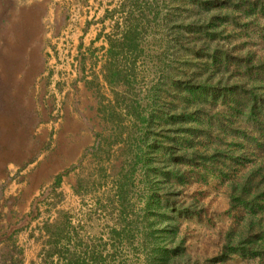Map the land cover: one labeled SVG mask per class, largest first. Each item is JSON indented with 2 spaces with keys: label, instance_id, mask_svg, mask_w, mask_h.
Listing matches in <instances>:
<instances>
[{
  "label": "rangeland",
  "instance_id": "374dc122",
  "mask_svg": "<svg viewBox=\"0 0 264 264\" xmlns=\"http://www.w3.org/2000/svg\"><path fill=\"white\" fill-rule=\"evenodd\" d=\"M258 1L128 0L115 61L69 64L71 81L55 84L73 91L58 99L49 79L54 32L27 12V0H0V264L44 263L17 235L57 192L51 245L65 264H81L98 231L100 263L88 264H264V109L254 108L256 121L249 112L253 94L264 107ZM50 7L55 13L56 0ZM61 100L86 104L92 122L111 120L91 127L104 141L75 179L79 211L60 183L69 169L44 174L57 169L58 154L54 130L40 124L56 118ZM97 203L100 225L89 219ZM64 236L83 245L64 248ZM241 238L251 242L241 247Z\"/></svg>",
  "mask_w": 264,
  "mask_h": 264
},
{
  "label": "crops",
  "instance_id": "0c3cea01",
  "mask_svg": "<svg viewBox=\"0 0 264 264\" xmlns=\"http://www.w3.org/2000/svg\"><path fill=\"white\" fill-rule=\"evenodd\" d=\"M27 1L28 4H26V7H28L29 10L27 12L31 13V11H33L34 15H39L43 29L48 32H54L52 39L54 44L51 46H55L57 52H49L48 58L49 62L55 63L56 70H52L49 79L51 80L50 91H52L58 99H62V95H65L67 92L73 91L71 85L68 83H65L64 86L55 84L59 81L69 82V79L71 81L74 73L72 71V74H70L68 71L69 64L84 62L88 64V67H90L89 64H96V67L100 68L103 63L115 61V56L117 57V55H115L113 43L116 41H124L128 30V26L125 24L124 20L129 13L128 0H56L58 9H56L55 13L53 12V8L50 7L53 0ZM41 8H43V10H41ZM55 14L56 20H54L55 18L53 17ZM63 101L64 100L57 102L58 108L55 110L57 112V114L55 112L56 118L44 120L40 124L42 127L54 130L55 140H53V145L55 146L52 145L50 150L51 152L56 151L58 154V157L55 155V165L51 166L53 168L57 167V169L45 172L44 174H50V176L52 174L53 176V174L59 173L65 167L69 169L67 175L61 178L62 180L60 183L67 192L68 199L72 201L73 210L79 211L82 208L80 205L82 185L77 184L75 179L83 173L85 161L96 155L97 144H101L104 141L96 130H93L91 127L98 126L99 121L109 123L108 121L111 120H108L106 117L98 120L95 116L93 120L96 121L92 122L86 104L83 102L79 104H70V102L66 103ZM119 121L118 124L120 125ZM101 125L104 124L102 123ZM110 125L115 127L116 121H112ZM49 180L50 178L46 181L47 185L52 181V177L51 181ZM57 180L59 181L60 179ZM43 184H45V182ZM39 186V184H35L34 187L30 189L29 194L32 192L34 197L35 195L37 196ZM98 188L99 186L97 185V189ZM56 189L55 187L54 190ZM58 190L62 189L58 188L57 191ZM46 191H50L49 186H46ZM57 195L58 192L56 196ZM56 196L54 195V198H47L48 202H44L41 206L37 205L40 215L38 217L35 215L32 219L31 217L28 218L29 230H21L17 235L19 244L22 246L23 241V245L29 247L35 260L44 258V263L42 264H65L66 262H71V260L63 257V252L57 251V248H53L51 245L52 242H55V237L51 230L52 225L55 222V217L59 213V209L62 208L61 205L59 206V203H57V205L54 201L52 202V200L57 201L55 198ZM29 202L30 197H28V201L26 202L25 210L29 207ZM47 209H49V214L46 213ZM95 209L97 214L89 216L91 223H94L96 220L97 222H95L98 225H100L99 223L103 224L104 218L100 217L99 203L94 205L93 211ZM37 211L38 210H36V212ZM80 215L81 214H79V216ZM31 226H33V230H31ZM47 226L49 229L46 228ZM99 228L100 227H98V230ZM113 232L115 233V231ZM111 235H109L110 239L115 240L114 234ZM39 236L48 239L46 243L49 242V245L43 244L42 241L38 239ZM97 237L98 245L84 252V254H86L83 256L84 260L80 262L81 264L93 263V261L96 260L98 262L99 258H96L95 255L99 256L102 253L101 250L104 248V241L100 238L103 237V235H100L99 231ZM63 238L58 237V241H64L62 244L64 248L69 246L74 248L72 250H75V248L78 249L83 245H80L79 242L75 244V242L78 241L75 237H66L65 239L64 236ZM67 241L69 245H67ZM57 254L60 255V257H58V263L56 261ZM50 259L52 263H50Z\"/></svg>",
  "mask_w": 264,
  "mask_h": 264
},
{
  "label": "trees",
  "instance_id": "16d2710c",
  "mask_svg": "<svg viewBox=\"0 0 264 264\" xmlns=\"http://www.w3.org/2000/svg\"><path fill=\"white\" fill-rule=\"evenodd\" d=\"M259 3L261 2L260 0L258 1ZM253 4V5H252ZM257 5V1H255V2H252L249 6V8L250 9H254V7ZM261 5V4H260ZM245 6V5H244ZM252 7V8H251ZM261 7V6H260ZM228 93H229V91H227ZM258 97V94H253V96L251 97V106H250V108H249V112L250 113H253V114H250L251 116H253L254 118V120L256 121V117H257V113H255L254 111V108H257V109H259V111H260V114H261V108H263L264 109V107L262 106V104H261V98L260 99H258L257 97ZM258 99V100H257ZM264 178V177H263ZM247 207H250V206H247ZM252 208L250 207V210H251ZM249 225H251V223H249ZM262 237V236H261ZM242 240H241V243H242V245H241V247H243L244 245H247L249 242H251L250 240H248V239H245L244 240V238H241ZM238 251H240L243 255H245V254H250V255H257V252L255 251V252H250V249L249 248H245V249H242V250H238Z\"/></svg>",
  "mask_w": 264,
  "mask_h": 264
}]
</instances>
